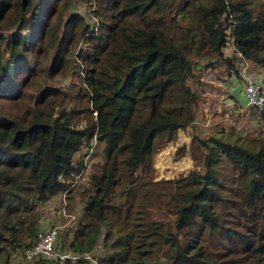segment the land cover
<instances>
[{"label":"trees","instance_id":"16d2710c","mask_svg":"<svg viewBox=\"0 0 264 264\" xmlns=\"http://www.w3.org/2000/svg\"><path fill=\"white\" fill-rule=\"evenodd\" d=\"M257 2L97 0L100 22L89 24L72 14L60 34L56 25L49 26L47 42L56 40L49 72L65 63L77 33L90 43L77 56L88 64L83 80L95 119L76 126L74 108L58 103L54 109L50 96L65 91L58 86L26 93L30 100L17 114L10 108L25 94L18 84L29 62L25 54L42 40V19L50 20L57 0H0V255L6 261L10 251H21L36 238L44 222L39 206L83 168L77 151L86 144L91 152L102 142L103 159L88 175L78 222L71 239L62 241L68 249L96 254L104 246L103 264H232V258L206 252L201 235L208 230L264 264V135L251 142L230 138L219 129L222 123L214 122L210 135H203V126L192 136L201 160L173 181L171 226L162 230L158 220L139 221L149 229V241L138 227L115 228L122 213L142 205L150 181L142 175L145 166L151 169L156 142L173 139L179 127L190 124L198 97L213 103L212 113L223 121L232 119L237 102L244 103L243 83L256 81L264 90V0ZM196 54L207 57L198 70L191 58ZM243 64L249 75L242 73ZM210 88L235 102L223 105L225 99L211 96ZM2 100L12 102L5 107ZM262 120L264 125V109ZM225 183L236 189L230 207L240 209L247 230L227 224L216 208L224 201ZM112 231L115 236L106 242ZM154 249L162 258L153 257ZM33 264L62 263L40 256ZM72 264L92 262L80 258Z\"/></svg>","mask_w":264,"mask_h":264},{"label":"rangeland","instance_id":"374dc122","mask_svg":"<svg viewBox=\"0 0 264 264\" xmlns=\"http://www.w3.org/2000/svg\"><path fill=\"white\" fill-rule=\"evenodd\" d=\"M208 1L212 2L213 0ZM251 2H253L252 4L254 5H257L258 3L257 0H251ZM53 8L54 11L50 15V20H48L47 17L42 19L44 36L41 41L37 42V48L35 47L26 54L24 53L29 58V62L26 65V69L19 73L21 78L20 83L18 84L22 87L25 94L17 104L13 102L10 108L13 113L17 114V112L21 111L22 106L27 104L30 100L26 93L33 91L37 92L38 89L45 86H58L65 91L63 94L50 96L55 99L52 100V103L55 104L54 109H57L58 103H60V105H65L67 109L74 108L75 111L73 112L72 110V115L75 120V125L80 126L95 119L94 110L90 106L91 103L88 101V85L83 80L84 69H86L88 64L87 62L84 63L81 61L77 56L78 49L81 50L84 46L86 47L90 43L86 40L87 38L85 34L77 33L68 43V50L65 53V63H63L61 67H54L49 72L48 59L56 45V40L47 42V38L49 37L48 27L56 25L58 27L56 29L58 35L61 32L64 21L72 14L80 15L84 22H88L89 24L97 19H99L98 22H100V16L102 15H97L94 11V8H99L97 0H57V3ZM186 20L188 19L185 17L179 21L184 23ZM87 32L88 31H86V33ZM40 46H42L41 49H39ZM191 58L195 63V70H198L207 57L196 54L191 56ZM90 65L91 63L89 66ZM209 76H211V74H209ZM81 82L85 83L83 84V86H85L84 89ZM189 82L196 84V80L193 77L189 79ZM78 87L80 93H77ZM210 90L211 96L213 95V97H217L216 95H220V97L225 99L224 93L221 94L213 91V88H210ZM205 99L206 97H198V101L195 105L194 118L191 120L190 124H187L184 127H179L173 139L171 138L167 141L160 139L156 142L153 153L151 154V169H148L145 166L142 175L143 180L150 178V181H148L147 186L145 187L147 188L146 194L141 196L142 205L138 206L139 208L136 210L130 209L127 216H125L124 213L121 214L115 226L118 231L138 227L142 229L146 235L149 229L145 227L143 222L138 225L137 223L148 219L151 220V218L160 222L159 228L161 227L162 230L171 226L174 216L172 213V207H174L175 201L172 195L175 190V184L173 181L176 180L180 174L186 173L191 168L198 167V162H200L201 159L198 157L197 152H195L192 136L195 132H200L203 126L205 131L203 132V135H210L213 133L212 130H214L212 129L213 123L217 122L219 127L222 123L223 127L221 126L219 129H222L224 135H227L230 138L240 137L247 142L255 141L256 138L264 135L262 113L257 115L255 110L251 109L249 113L241 114L242 110H246V107L242 105L238 106L236 111L234 110L235 114H232V119L226 118L222 121L218 117L219 113H212L213 110L211 109L213 108V103L206 102ZM224 99L219 98V100ZM5 100H2L3 105L8 107V104L12 101ZM47 101H49L48 98ZM47 101H41V104H46ZM220 109L221 102L220 104L217 102L215 111H219ZM209 120L210 123L208 122ZM230 122H232V124ZM93 140L91 139V142H93ZM177 147L179 148L178 151ZM89 149V146L84 144L77 151V156H83L82 161L85 162V175L83 178H78L77 182H75V184L66 192L68 210L76 213V219L68 220L66 216L64 218L59 215L58 210L61 203L60 194L52 196L53 200L48 204L45 203L44 205L39 206L38 213L39 215H43V219L47 221L46 225L56 223L63 224L59 228L57 237V245L62 248H70V246H66L62 241L68 242L71 239L72 230H74V226L77 224L78 217L81 213L78 211L83 203L81 194L83 188L89 185V181L87 180L88 175L92 170L93 165L103 159L102 142L95 144L91 152H89ZM224 168L225 167H223V169ZM223 176H225V174ZM74 179L75 178H73L71 182H73ZM231 181L230 178L226 183L231 184ZM226 183L220 190L224 196V201L216 206V208L219 211L220 216L225 218L227 224L247 230L250 225L246 224L247 221L245 219H241L240 209H233L230 207L236 189L232 190ZM114 236V231H112L110 235L106 237V242H108L109 238H113ZM146 238L148 241L150 240V236L146 235ZM201 240L206 252L211 255L221 258H232V264H255V256L250 252L243 251L240 246L238 247L237 245H234L233 242L227 240L225 237L222 238V236L216 233H211L208 230H205L201 235ZM25 246L26 245L23 246L21 251H10L9 257L7 256V261L6 258H4V255H0V264H33L35 258L27 260L23 256ZM101 249H104V246L99 248L100 253L95 251V254L93 252L97 259V264H100V262L101 264L104 263L102 255L106 252L103 250L101 251ZM152 252L153 257L159 256L162 258L160 250L154 249Z\"/></svg>","mask_w":264,"mask_h":264},{"label":"built area","instance_id":"2783aa9c","mask_svg":"<svg viewBox=\"0 0 264 264\" xmlns=\"http://www.w3.org/2000/svg\"><path fill=\"white\" fill-rule=\"evenodd\" d=\"M231 49L232 47L229 44H227L225 51H229ZM242 67H243L242 73L245 75H249L248 72L245 70V64H243ZM243 85L245 87L244 103L241 104L237 102V106L244 105L246 109L249 108L248 110L251 109L255 110L257 115L261 114L262 110L264 109L263 88H261L260 84L256 81L255 82L249 81L247 83H243ZM220 93L223 94V92ZM224 94H225V99H229V100H225L224 104L231 103L232 101L235 102L234 99L228 97L226 92H224ZM246 105H248L249 107ZM84 164H83V168L76 174L73 183H75L78 180V178L84 177L85 175ZM72 184H70L68 187H70ZM60 197H61V203L58 210L59 215H61L64 218L66 216L68 220H74L76 213L68 210L66 189L62 192ZM62 225L63 224H59V223L51 224V225L44 224L43 227L37 231L36 238L31 243L25 246L23 250L24 258L27 260H32L35 257L45 256L49 258H57L59 262L62 264H72V262L75 260H78L80 258H85V259H89L92 262V264H97V259L93 253H90L86 250L74 251L68 248H62L59 245H57L58 232H59V228Z\"/></svg>","mask_w":264,"mask_h":264},{"label":"clouds","instance_id":"9594fccd","mask_svg":"<svg viewBox=\"0 0 264 264\" xmlns=\"http://www.w3.org/2000/svg\"><path fill=\"white\" fill-rule=\"evenodd\" d=\"M83 164H84V161H83ZM84 166H85V164H84ZM76 182H77V181H76ZM72 183H73V182H70V184H72ZM70 184H69V185H70ZM74 184H75V183H73L71 186H73ZM69 185H68V186H69ZM68 186H67V187H68ZM71 186H70V187H71ZM67 187L65 188V189H66V192H67V191L69 190V188H70V187H68V188H67ZM65 189H64V190H65ZM64 190H63V191H64ZM63 191H62V192H63ZM62 192L60 193V196H61ZM80 209H81V208H80Z\"/></svg>","mask_w":264,"mask_h":264},{"label":"crops","instance_id":"0c3cea01","mask_svg":"<svg viewBox=\"0 0 264 264\" xmlns=\"http://www.w3.org/2000/svg\"><path fill=\"white\" fill-rule=\"evenodd\" d=\"M46 222H47V221H46V220H44V222H43V225H44V224H46Z\"/></svg>","mask_w":264,"mask_h":264}]
</instances>
